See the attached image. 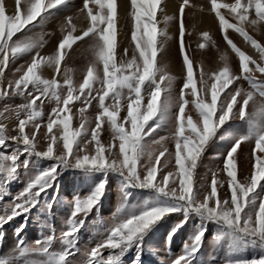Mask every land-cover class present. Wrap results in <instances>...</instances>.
<instances>
[{"label":"snow or ice","instance_id":"1","mask_svg":"<svg viewBox=\"0 0 264 264\" xmlns=\"http://www.w3.org/2000/svg\"><path fill=\"white\" fill-rule=\"evenodd\" d=\"M161 3L162 0H129L126 5H118L117 0H83V5L78 11L87 18L86 28L80 35L73 36L72 32L76 29L72 25L68 34L58 43L55 53L51 56H41L40 49L47 42L44 37L49 34L43 31L45 26L40 24V21L46 14H50L52 9L71 5V0H23V4L22 0H15V11L10 16L5 15L4 0H0V101L3 102L0 105V149H7L11 142L20 146L21 154L28 152L30 155L35 154L56 161L14 198L9 205L12 208L11 215L0 220V226L35 207L40 194L55 183L59 174L57 170L71 166L85 170L114 171L124 179L127 186L154 189L161 196L170 197L178 205L154 206L139 214L118 219L102 242L90 250L85 249L86 264H122L124 256L133 246L137 253L132 264H139L144 235L157 221L174 211H180L181 207L186 212L191 209L201 213L237 230L251 241L264 245V192L257 191L264 189V79H258L256 76L257 72L264 73V63H261L264 62V44L258 43L249 35L245 27L249 25L259 31L260 26L264 25V0H234L233 3L211 0V11L218 18L221 29H234L259 53L261 62L245 54L225 36V40L239 57L240 74L232 73L227 63V54H224V66L219 72L212 74L215 82L210 87L201 72V84L206 95L205 98H195L197 89L193 82L192 64L188 56L184 55L187 75L178 99L173 96L176 78L169 74L163 58L159 66L157 63L158 52H163L167 41L171 39L167 34V26L175 19L173 16L164 15V27L157 29L155 17ZM187 3L188 0H184L180 6L182 53L183 13ZM118 8L126 11V16H120V19L131 18V41L134 48L130 58H121L117 63ZM222 8L233 14L235 24L225 20L220 11ZM160 12L163 13L164 8H160ZM66 19L71 25L72 17ZM35 29L41 31L37 35H30ZM17 33L21 35L13 40ZM158 35L161 37L159 44ZM203 36L209 39L207 32L203 33ZM76 41H90L87 51L92 53L82 83L78 86L73 83L70 69L65 70L63 83L55 78L45 79L37 73L41 63L54 67L59 73L61 62L67 55L66 49L71 48ZM128 51L127 48L124 49L125 57ZM22 56L30 59L16 67L13 72V75L21 72L22 75L18 79H7L5 70L12 71L9 66L15 65ZM240 79L248 82L250 90L234 88L218 105L221 93L233 81ZM189 88L194 97L192 100L184 98V90ZM208 93L211 96L210 101L206 99ZM13 96L23 97L24 103L15 108L10 107L7 99ZM44 99L54 101L55 107L48 114L45 125L47 132L43 133L44 139L48 141L47 147L41 150L38 133L43 132ZM94 100L97 101L99 111L95 116V126L90 127L92 122L85 112ZM106 100L111 103L106 104ZM75 101H79L83 107L78 109L79 127L73 129L70 117L62 114L71 112L69 105ZM188 104H192L198 112L195 123L191 116H185V106ZM124 105L127 114L119 118L121 107ZM174 108H178V112H170ZM6 113L9 116H6ZM13 113L18 124L10 128L5 121L9 120ZM22 116L24 118H21ZM246 118L255 130L252 151L254 163L250 175L243 181L238 179L237 175L234 154L242 143L251 139L249 136H242L236 140L225 157L224 171L228 178L230 198H221L218 195V186L222 188L223 182L217 181L213 174L211 191L201 199L202 191L206 189L203 185H197L194 176L198 161L209 140L216 134L217 129L229 120ZM169 122L173 129L171 137L159 135L158 129ZM57 124L62 125L58 134L53 133V127ZM28 125L30 127L26 132ZM102 128L111 133L113 140L119 141L118 156L113 151V145L105 147L101 142ZM170 138L175 140L176 171H168L165 174L164 170L169 167L173 156L164 143ZM58 142L62 144V150L55 154L54 145ZM93 143L94 153L82 154L88 145ZM155 145L159 148L154 147ZM4 155H7V152ZM161 158H164L163 164ZM15 159L16 157H11L13 162ZM11 170L15 172L17 169L13 167ZM158 174L160 179L157 178ZM105 183L106 181L101 182L88 197L77 198L67 221L68 229L61 231L59 236L53 234L44 241H36L32 258L26 259L24 264H72L71 257L81 252L77 246V233L84 226L89 212L99 203ZM184 222L182 221L181 225ZM21 230H18L17 234ZM202 237L203 232L197 235L190 250L174 259L172 264H191V260L199 251ZM54 240H59L65 247L62 251L50 254ZM2 241L3 236L0 235V243ZM22 244L23 241H19L17 247ZM105 251L107 255H104ZM26 255H29L26 248L18 254L19 257ZM0 264H12V259L0 257ZM225 264H264V257L251 261L226 260Z\"/></svg>","mask_w":264,"mask_h":264},{"label":"rangeland","instance_id":"2","mask_svg":"<svg viewBox=\"0 0 264 264\" xmlns=\"http://www.w3.org/2000/svg\"><path fill=\"white\" fill-rule=\"evenodd\" d=\"M176 1L175 11L166 14L165 12H160L161 5L165 2V0H162L161 5L157 8L155 17L158 30L164 27V15L175 17L167 26V34L171 39L167 41L165 50L157 54L158 66L161 58H163V61L167 64L169 74L176 78L174 82V98L178 99L187 75L183 62L184 55L188 56L192 64L193 82L197 89V96L195 98H205L206 95L203 90L204 86L201 84V72L204 73V78L208 81V86L210 87L215 82L212 79V74L219 72L224 66L225 61L222 59L224 54H227V63L230 65L232 73L236 75L240 74L239 57L227 43L225 36L237 48L245 52V54L261 62L259 60V53L249 43L245 42L243 37L235 32L234 29H221L218 18L211 11V0H188V3L184 5V51L182 53L180 6L184 3V0ZM5 2L6 0H4ZM126 2L128 4L129 0H126ZM218 2L233 3L234 0H218ZM13 3L15 9V0H13ZM82 5L83 0H71V5H61L52 9L51 13L46 14L45 18L40 21V24L45 26L43 31L49 34L44 37L47 42L40 49L41 56L53 55L58 43L68 34L72 25L76 29L72 32L73 36L82 33L87 26L86 16L78 11ZM204 9L208 11L214 20L215 28L212 30L201 27V13ZM220 11L228 23H236L233 14L229 10L222 8ZM13 14H7L5 11L6 16ZM124 16H126V13ZM67 17H72L71 25L68 24ZM245 27L249 35L256 39L258 43L264 44V25L260 26L259 31L249 25H245ZM131 29L132 21L130 17L123 19L120 25L117 20V63L121 58H130L131 56L132 49L134 48V44L131 41ZM40 31V29H35L29 34L37 35ZM205 32L209 34V39L203 36ZM19 35L21 34L17 33L13 37V40ZM160 40L161 37L158 35V44ZM89 43L90 41L87 43L85 41H76L72 44L71 48L66 49L67 55L61 62L59 73L56 72L54 67H49L43 63H41L37 73L45 79L55 78L63 83L65 70L70 69L72 81L78 86L79 83L83 82L86 67L92 58V53L87 51ZM49 44L55 45L51 50H46ZM125 48L129 50L127 57L124 56ZM27 59H30V57L22 56L16 61L15 65H10L9 67L12 71L5 70L6 78L12 80L18 79L22 75V72L15 75H13V72L20 64H25ZM250 67L254 66L250 65ZM256 76L258 79H264V73L257 72ZM237 87L245 91L250 90L246 80H235L221 93L218 105L228 92L233 91ZM184 91V98L186 100L194 98L191 95V88ZM206 99L210 101V93L207 94ZM7 103L10 107L15 108L17 105L24 103V98L13 96L7 99ZM37 103L39 104L40 101H37ZM108 103H111V101L106 100V104ZM2 104L3 102L0 101V105ZM54 107V101L44 99L43 132L38 133L41 150H45L47 147L48 141L44 139L43 133L47 132L45 127L47 117ZM81 107L83 105L79 101H75L69 105L71 112L62 114L70 117L73 129L79 127L80 115L78 109ZM98 111L97 101L94 100L92 106L85 112L87 118L92 122L90 127L95 126V116ZM170 112L176 113L178 112V108H174ZM126 114V105H124L121 107L119 118H123ZM5 115L9 116L8 113ZM185 116H191L194 123L197 121L198 112L192 104L185 106ZM21 118L24 117L22 116ZM5 122L8 123L10 128H14L18 124L14 113ZM29 127L30 125L26 126V132ZM61 128L62 125H54L53 133L58 134ZM104 128H106V125ZM104 128L100 130L101 142L105 144V147L113 145V151L118 156L119 141L113 140L111 133L105 131ZM172 130L170 122L165 123L158 129V134L171 137ZM242 136H249L251 139L242 143L237 153L234 154L236 157L237 175L241 181L250 175L254 163L252 151L254 148L255 130L247 118L243 120H229L217 129L216 134L209 140L198 161L194 180L197 182V185H203L204 189H206V191H202L201 199L211 191L213 174H215L217 181L223 182L222 188L218 186V195L221 198H230L231 193L227 184L228 178L224 171L225 157L236 140ZM156 138L158 139L159 136ZM164 143L169 148V152L173 154L169 167L164 170L165 174H167L168 171H176L174 162L175 140L170 138ZM154 147L159 148L158 145ZM94 148V143L89 144L82 154H93ZM61 150L62 144L60 142L54 145L55 154H59ZM5 152H7V155H4ZM13 156L16 157L14 162L11 160ZM163 160L164 158H161V164H163ZM55 163L56 161L52 159H44L35 154L30 155L28 152L21 154L20 146L11 142H9L7 149H0V220L11 215L12 208L9 205L14 201V198L30 182L35 180L38 175L52 167ZM144 163H147V161H144ZM13 167L17 169L15 172L11 170ZM57 171L59 174L56 177L55 183L48 187L46 192L40 194L37 198L39 202L35 207H32L29 212L23 215H17L14 219L0 226V235L3 236V241L0 243V257L11 258L12 264H24L26 259L32 258L36 241H44L53 234L59 236L61 231L67 230V221L72 214L74 201L77 198L83 199L93 194L101 182L106 181L103 193L99 198V203L89 212L84 226L77 233V246L81 249V252L71 257L72 264H86L85 249L90 250L96 244L102 242L108 235L110 227L118 219L132 214H139V212L154 206H178L170 197L161 196L154 189L127 186L124 179L114 171L85 170L71 166L60 167ZM157 178L160 179L159 174ZM257 191L264 192V189H258ZM182 221L185 222L181 225ZM20 229L22 230L17 234ZM201 232H203V237L199 242V251L191 260V264H225L226 260L251 261L254 258L264 257V245L251 241L237 230L229 228L201 213H197L191 209L186 212L181 207L180 211H174L157 221L144 235L143 250L141 251L139 264H172L174 259L186 250H190L195 238ZM19 241H23V244L17 247ZM186 246H188L187 249ZM64 247L65 245L59 240H54L50 247V254L62 251ZM25 248L28 249L29 255L19 257V252ZM136 253L137 249L133 246L124 256L122 264H132ZM104 255H107L106 251ZM40 258L43 259L45 257Z\"/></svg>","mask_w":264,"mask_h":264},{"label":"bare ground","instance_id":"3","mask_svg":"<svg viewBox=\"0 0 264 264\" xmlns=\"http://www.w3.org/2000/svg\"><path fill=\"white\" fill-rule=\"evenodd\" d=\"M128 2V1H127ZM126 0H117L118 5H126ZM177 1L176 0H165V2L161 5L164 8V12L171 13L174 12L176 9ZM5 11L7 14L14 13V3L13 0H6L5 2ZM126 13L125 10L118 8V21L119 25L122 23L123 19H120V16H124ZM201 27L207 30H212L215 28V23L213 18L209 15L207 10H202L201 13ZM56 39V37H54ZM55 45V44H54ZM53 44H49L46 50H51L54 46Z\"/></svg>","mask_w":264,"mask_h":264}]
</instances>
